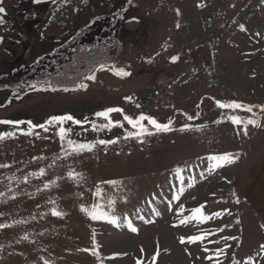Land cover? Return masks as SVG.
I'll return each instance as SVG.
<instances>
[{
    "label": "rangeland",
    "instance_id": "obj_1",
    "mask_svg": "<svg viewBox=\"0 0 264 264\" xmlns=\"http://www.w3.org/2000/svg\"><path fill=\"white\" fill-rule=\"evenodd\" d=\"M0 7L5 9L0 13V120L47 127L0 124V133H15L0 140V164L64 149L69 140L116 141L104 145L101 155L97 211L108 218L94 220L88 242L57 245L55 257L69 249L65 261L35 258L37 229L10 217L5 204L9 165L0 167V224L9 225L0 229V264H152L157 250L156 264H216L217 259L249 264V258L264 264V219L239 188L264 157V0H0ZM79 38H86L85 47L106 46L102 62L78 64L82 71L87 68L86 75L71 74L87 88L36 90L50 89L44 82L71 58L69 46ZM173 56L179 60L173 62ZM113 66L131 76L115 75ZM92 74L95 80L86 79ZM217 100L245 107L222 109ZM110 107L134 119L143 114L159 123L171 120L172 130L157 131L145 120L147 133L128 136L138 129L121 113L111 118L123 127L103 128L107 121L95 114ZM60 115L83 123L47 125ZM231 116L257 120L260 127L249 125L244 135ZM61 127L68 130L64 139ZM226 153L235 162L214 168L209 157ZM200 205L204 215H221L182 224ZM129 222L138 231H131ZM208 232L214 234L202 242L187 241ZM225 236L237 239L225 241ZM217 249L225 254L215 257Z\"/></svg>",
    "mask_w": 264,
    "mask_h": 264
},
{
    "label": "crops",
    "instance_id": "obj_2",
    "mask_svg": "<svg viewBox=\"0 0 264 264\" xmlns=\"http://www.w3.org/2000/svg\"><path fill=\"white\" fill-rule=\"evenodd\" d=\"M78 144L95 147L74 151V144L8 164L5 204L9 205L7 210L10 217L14 215V221L26 219L27 226L37 229L35 258L38 260H69L67 248L62 249L66 256H54V252L61 249L57 245L84 244L90 240L94 219L89 212L97 206L99 198L96 193L102 181L104 145L93 140ZM42 146L56 145L44 143ZM239 188L246 201L264 219V157L243 176ZM84 208L88 212L83 211ZM53 209L62 215H53Z\"/></svg>",
    "mask_w": 264,
    "mask_h": 264
},
{
    "label": "snow or ice",
    "instance_id": "obj_3",
    "mask_svg": "<svg viewBox=\"0 0 264 264\" xmlns=\"http://www.w3.org/2000/svg\"><path fill=\"white\" fill-rule=\"evenodd\" d=\"M37 3H40L41 0H36ZM5 12V9L3 7H0V13H4ZM179 14V13H178ZM3 20L2 18H0V23H2ZM177 27H179V25H177ZM241 30L243 31H246V29L244 28L243 25H241ZM0 42H2V38H0ZM179 60V57L178 56H173L172 57V61L175 62ZM151 62V61H149ZM99 70H104V65H100V69ZM115 75L117 76H123V77H128V76H131V73L128 72V71H125L124 69L122 68H115V66L112 67L111 69ZM86 79L88 80H95L96 77L94 74L92 75H88L86 77ZM31 87L33 89H36V85H31ZM87 88V85L86 84H83L81 83L79 86H78V89H86ZM38 91H57L56 88H43V89H36ZM70 89L68 88H64L63 91H69ZM125 99L131 101L132 98L131 97H126ZM11 101H9L10 103ZM216 105L219 107V108H222V109H241V108H244L245 106L242 105L241 103H238V102H231V103H224V102H221L219 100L216 101ZM137 107H139V105H137ZM246 111L248 112H252V107L251 106H248L246 108ZM262 111H264V108H262ZM112 113H121L123 115V120L127 121L128 124L132 125L133 128L135 129H138L137 132H129L128 133V136H143L145 133L148 132V129L145 127V125L143 124V121L147 120L151 125L154 126V128L157 130V131H160V132H167V131H171L172 128H171V124H172V121L169 120V122L167 124H164V123H159L155 118L153 117H150V116H145L143 114H140L137 118H133L132 116H129V115H126V114H123V109L121 108H116V107H110V108H107L106 110L104 111H100V112H97L95 115L97 117H101L103 118L104 120L107 121V123H105L104 125H102L103 128H111L113 126H119V127H123V124L117 120V121H113L112 118H111V114ZM188 120H192L193 117L192 116H188L187 117ZM229 119L231 120V122L233 124H236V125H242L243 126V132H244V135H247L248 134V126L249 125H252L254 127H260V124L257 120H253V119H248L246 122L243 121L240 117L238 116H231L229 117ZM85 120H87V118H85ZM66 121H73L74 123L76 124H81L83 123L81 120H78V119H75L72 115H60V116H52L48 121H47V125H53V124H63L64 122ZM24 123H27L31 129H35L37 127L39 128H44L45 131H47V127L44 125V124H40V125H37V124H33L32 121H13V120H0V124H9V125H20V124H24ZM96 125L93 124V128L95 129ZM188 125H185V128H187ZM68 130H66L65 128L61 127L59 129V135L61 137V139H64L65 136H66V133H67ZM28 135L31 134V132H28L26 133ZM148 134H151V133H148ZM15 133L14 132H5V133H0V140H3L5 139L6 137H12L14 136ZM116 141L114 140H99L97 143L101 144V145H107V144H112V143H115ZM69 145L70 146H73L74 142L69 140L68 141ZM93 147H95V145L93 144H76L74 145V151H82V150H91ZM209 159L214 163L213 167L214 168H220L222 167L223 165L225 164H230V163H234L235 160L237 159L236 157H234L232 154L230 153H226L224 155H216V156H211L209 157ZM8 165H3V164H0V167H7ZM177 173L181 172L182 169L180 168H177ZM40 174L42 175L43 174V169H41V172ZM35 175V174H34ZM69 176H73L72 173H69ZM107 183H110V184H113L115 185L116 183H118L117 181H107ZM45 187H48V185H45ZM98 196L101 195L100 193V190L98 189L97 190V193H96ZM176 199L178 200L179 199V196L176 197ZM236 203H239V199H237ZM205 206L204 205H200L199 207H196V208H193L191 209V216L189 217H186L184 219L181 220V223H187L188 221L192 220V219H196L200 222H206L210 219H212L213 216H216V217H219L221 214L220 213H213L212 216H207V215H204L203 213V208ZM97 208L98 206H93V211L92 212H89V215L91 216L92 219L94 220H97V219H105V218H108L107 214L104 213V212H100V211H97ZM83 211L85 212H88V209L84 208L82 209ZM184 207L183 205L180 206L179 208V212L182 214L184 212ZM53 215H56V216H61L62 213L59 212V211H56L55 209H53ZM111 222L112 223H116V219L113 217L111 218ZM237 223H239V221H237ZM119 226V225H117ZM5 227H9V225H5V224H0V229L2 228H5ZM129 227L131 228V231L133 232H136L138 231L135 227H132L131 223L129 222ZM261 227H264V225H261ZM224 229L223 228H220L218 229V231L222 232ZM214 233L212 232H208V233H203L201 235H195V236H190L187 238V241L188 242H191V243H196L197 241H203L207 238V236L209 235H213ZM24 239H27V237H24ZM223 239L225 241L229 240V239H232V240H236L237 237L235 236H225L223 237ZM180 242L181 243H185V237H181L180 238ZM213 243H218V241H213ZM230 247V245L228 246ZM260 249L262 251H264V245H260ZM84 251H88V249H84ZM141 251H143V249H141ZM205 252H208L209 249L208 248H205L204 249ZM92 254L93 255H97L98 253L95 251V249L92 250ZM222 254H225L224 253V249H217L216 252H215V257H219L220 255ZM160 256V252L159 250H157L155 252V254L152 256L151 260H152V264H156V261H157V258ZM208 260H213V256H208L207 257ZM45 264H48L47 261H45ZM137 264H143V261L142 260H137ZM216 264H220V261L219 259L216 260ZM233 264H240L239 261H233ZM249 264H255L254 261H251V258H249Z\"/></svg>",
    "mask_w": 264,
    "mask_h": 264
},
{
    "label": "trees",
    "instance_id": "obj_4",
    "mask_svg": "<svg viewBox=\"0 0 264 264\" xmlns=\"http://www.w3.org/2000/svg\"><path fill=\"white\" fill-rule=\"evenodd\" d=\"M87 34L88 33H86V35ZM86 41H87L86 38H84V42L82 39L80 40L79 38L78 42L74 44L75 46L73 45L69 46L70 47L69 50L71 49L70 52L71 58L68 61H66V63L63 65L60 71L55 72L49 76V79L44 82L45 86H48L50 88H72L76 85H79L81 80L78 81L77 83L73 82L74 77L71 76V74H76V71L79 70V73L81 72L82 75L83 74L86 75L87 68H85L84 71H82L80 69L81 65H79L78 67V64L82 62L91 63V64H94L93 62H95V64H97L98 62L103 61L105 55L104 56L101 55V51L105 52L106 49L104 48L106 46H102L100 42L97 45L85 47L84 45L87 43Z\"/></svg>",
    "mask_w": 264,
    "mask_h": 264
},
{
    "label": "water",
    "instance_id": "obj_5",
    "mask_svg": "<svg viewBox=\"0 0 264 264\" xmlns=\"http://www.w3.org/2000/svg\"><path fill=\"white\" fill-rule=\"evenodd\" d=\"M41 1H49V0H41Z\"/></svg>",
    "mask_w": 264,
    "mask_h": 264
}]
</instances>
